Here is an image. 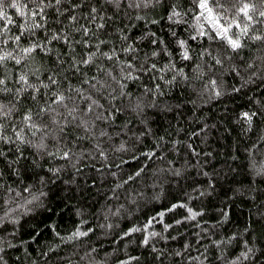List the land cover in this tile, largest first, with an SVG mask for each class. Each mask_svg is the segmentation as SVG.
I'll return each mask as SVG.
<instances>
[{"label": "snow or ice", "instance_id": "1", "mask_svg": "<svg viewBox=\"0 0 264 264\" xmlns=\"http://www.w3.org/2000/svg\"><path fill=\"white\" fill-rule=\"evenodd\" d=\"M164 4L165 0H0V178L5 176V168L18 177L21 175L20 167L17 166L22 167L21 161L26 159L25 146L34 149L36 155L50 158L59 156L66 164H72L74 170L85 153L107 163L109 157L102 147L104 141L99 138L108 137L111 140V136L105 128L97 131V121L109 126L114 123V113L123 111V108L115 107L112 102L117 97L131 96V92L126 91V82L139 81L145 74L149 80L155 79L153 73H156L157 69L161 80L164 79V73L172 72L166 81L167 84L174 83L177 77L183 82L206 80L200 88L201 103L205 104L211 100L239 94L242 89L256 83L254 77L259 80L260 86L264 87V0H190L187 10L177 7L176 3L165 7L167 21L177 25L188 23L185 16L191 12L189 19L192 23V39L208 42L207 46L199 44L200 50L194 53L188 40L176 37V33L169 29L171 35L176 37L175 44L180 50L181 60L195 61L192 63L191 76L183 67H177L171 59L159 68L157 63L152 62L150 57H158L165 52L169 57L172 55L168 43L157 36L156 32L149 29L143 35L130 37L121 27V17L132 18L128 16L127 10H134L137 20L158 23V20H150L142 15L141 10H154ZM9 9L17 14L15 19L9 14ZM12 25L16 26L15 31ZM145 36L150 38L155 47L141 60L135 41L143 40ZM117 43L120 47L116 46ZM257 44L255 50L259 55L246 58L245 50L252 49L253 45ZM121 53L125 54L126 58L122 59ZM134 59L136 63L133 62ZM226 76L232 78L231 83L226 80ZM143 87L145 93L152 92L155 95L161 86L156 84L154 90L149 89L146 84ZM251 103L255 104V107L250 104L247 110L237 114V121L241 123V131L245 135L257 124H264V97L254 98ZM105 104L108 105L107 108ZM128 106L139 113L142 112L144 104L137 97L135 103L129 101ZM258 131L256 140L245 151L249 153L248 167L252 175L264 178V157L261 163H257L254 151L257 145L264 147V126L258 128ZM113 134L119 135V132ZM49 140L53 141L51 145ZM80 140H93L94 148L73 151L69 145H75ZM171 143L172 149L178 152L177 144H186V141ZM187 147L193 156L201 155L191 144H187ZM128 150V145L123 140L114 147V151L128 153ZM143 155L141 165L134 172L127 174L126 180L117 177V172L123 170L115 165L117 171L110 172L118 181L113 185L114 188L123 187L126 181L136 183L137 178L145 171L144 165L150 161H159L160 164L166 163L167 167L155 166L151 171L156 177L153 181L154 188L157 181H162L160 192L153 196L154 200L160 199L165 191L164 183L179 188L180 182L187 178L186 167H193L188 162L179 168L173 167L159 141ZM129 158L137 159L136 155ZM120 160L124 163L123 157H120ZM35 163L33 161V166ZM61 171L62 168L58 167L49 169L53 176L47 179L40 176L39 183L42 187L47 185ZM200 174L209 177L207 172ZM3 188L5 185L0 180V189ZM29 188H32V185H28L25 190ZM13 191L11 185L5 189L6 194ZM210 191H215L212 184L193 188L191 194L185 193V196L177 198L176 202H170V207H165L163 211L156 213V216L149 217L142 225L133 224L123 235L130 236L139 232V243L159 253L160 250L151 243L158 235L150 228V225L156 222V217L163 220L166 212L182 208L186 214L175 219V225L182 226L185 221L202 222L206 208L202 204L193 205L191 202L206 196ZM15 195H20V192L16 190ZM46 195L44 192L31 195L25 200V205L42 207L41 196ZM140 195L141 193L136 192L128 196V199L135 202ZM12 199V196H7L6 202ZM16 207L24 205L17 203ZM33 208H25V211H32ZM12 211L13 209L9 208L8 212L0 217V226L13 225L11 231L6 232V236L14 233L19 224L18 216L9 215ZM107 211L111 212V209ZM77 215L81 213L78 211ZM219 215L221 220L227 219V212L223 209L219 211ZM261 222H264V212L259 213V219L253 221ZM80 223L84 224L85 221L81 219ZM172 226L163 223L165 229ZM195 226L199 227V224ZM108 227H111V224ZM204 231L209 236L212 234L207 227ZM243 231L249 233L250 230L245 226ZM55 235L59 237L60 233L56 232ZM85 235V231L76 228L66 237H61V242L72 241ZM196 235L199 237L200 233L197 232ZM236 236L237 233L232 234L233 238ZM162 238L169 239L167 236ZM210 242L219 250L217 259L223 264L264 262V251L255 243L250 244L248 240L243 241L244 249L239 255L231 259L225 255L224 239ZM227 243L231 244L232 238H227ZM11 247V241L5 236H0V264H8L5 252ZM52 247L59 245L54 244ZM190 247L185 241L180 251L168 253V256H180ZM128 259L139 260V257ZM188 259L199 260L200 264H210L207 257L189 256ZM68 264H71V261H68ZM119 264L126 262L119 261Z\"/></svg>", "mask_w": 264, "mask_h": 264}, {"label": "trees", "instance_id": "2", "mask_svg": "<svg viewBox=\"0 0 264 264\" xmlns=\"http://www.w3.org/2000/svg\"><path fill=\"white\" fill-rule=\"evenodd\" d=\"M172 3H176L182 10H187L190 0H165L162 7L141 10L142 15L150 20H158V23L137 20L134 10H127L128 16L132 18L121 17V27L130 37L143 35L149 29L156 32L157 36L168 43L172 55L169 57L165 52L158 57H150L152 62L157 63L159 68L171 59L177 67H183L191 76L192 63L195 61L181 60L175 38L188 40L194 53L200 50L199 44L207 46L208 42L192 39V23L189 19L191 12L185 16L188 21L186 24L177 25L167 21L164 9ZM9 14L14 19L17 16L11 9ZM11 27L15 31L16 26ZM170 28L176 33V37L171 35ZM135 43L141 60L155 47L148 36ZM116 46L120 47V44L117 43ZM257 47L258 44L253 45L252 49H246L245 57L258 56L259 53L255 50ZM120 55L122 59L126 58L125 54ZM133 62L137 61L134 59ZM153 75L156 78L152 80L145 74L139 81L126 82V91L131 92V96L117 97L112 102L115 107L123 108V111L114 113V123L109 126L97 121V131L105 128L111 136V140L108 137L99 138L104 141L102 147L109 157L107 163L85 153L74 170L72 164H66L59 156L50 158L36 155L34 149L25 146L26 159L21 161L22 167L17 166L20 167L21 175L18 177L8 169H3L5 176L0 180L5 188L0 189V217H3L9 208L13 209L9 213L10 216L19 217L16 231L11 235L5 234L11 231L13 225L0 226V236H5L13 245L5 252L8 264H68V261H71V264H90V261L91 264H119V261H125L126 264H154V261L156 264H200L199 260H189V256L207 257L210 264H223L217 259L219 250L210 242L216 239L225 240V255L229 259L238 256L244 249V240H248L250 244L255 243L264 251V222L253 223L259 219V213L264 212V178L252 175L248 167L249 153L245 151L256 140L259 135L258 128L264 124H257L245 135L241 131V123L237 121L240 111L247 110L250 104L255 107V104L251 103L254 98L264 97V87H261L259 80L254 77L256 83L242 89L239 94L211 100L205 104L201 103L200 88L206 80L183 82L177 77L174 83L167 84L166 81L172 72L164 73L163 80L159 79L158 69ZM225 78L231 83L230 76ZM145 84L153 90L156 84H160V91L155 95L152 92L145 93ZM137 97L144 104L142 112L139 113L128 106L129 101L134 104ZM101 102L104 103V100ZM105 107L108 105L105 104ZM114 132H119V135H114ZM121 140L128 145V153L114 151L115 145ZM157 141L165 149L167 160L172 161L173 167L184 166L185 162L193 165L191 168L186 167L187 178L180 182V187H170L169 183H164V193L160 199L154 200L153 196L160 192L162 181H157L156 187H153L156 177L151 169L155 166L167 167V164L150 161L144 165L145 171L137 178L136 183L126 181L123 187L114 188L113 185L118 181L110 172L117 171L115 165L123 170L117 172V177L126 180V175L134 172L143 162V153L153 148ZM172 141H186V144L178 143L177 152L172 149ZM48 142L50 145L53 143L51 140ZM187 144L195 147L201 155L193 156ZM69 147L73 151H81L94 148V143L93 140H80ZM254 151L257 163H261L264 147L257 145ZM208 153L212 155L208 156ZM131 155H136L137 159H130ZM120 157H123L124 163H121ZM33 161L36 162L35 166ZM108 165L113 167L109 168ZM201 165L203 167H200ZM53 167L62 168V171L42 187L39 183L40 176L46 179L52 177L49 169ZM201 172H207L210 179L201 175ZM207 184H212L215 191H210L206 196L191 202L193 205L202 204L206 208L202 222L185 221L182 226L175 225L173 221L186 214L184 209L178 208L166 212L163 220L156 217V222L150 225L151 230L158 233L151 243L160 250L159 253L139 243V232L130 236L123 235L133 224L142 225L149 217L156 216V213L163 211L165 207H170V202L174 203L177 198L184 197L185 193L191 194L193 188ZM9 185L14 191L6 194L5 189ZM28 185H32V188L25 190ZM16 190L20 195H15ZM39 192L47 194L41 196L42 207L25 205V200ZM136 192L141 195L132 202L128 196ZM7 196H12L13 199L6 202ZM17 203L24 207H16ZM25 208L33 210L26 212ZM107 209H111V212ZM221 209L227 212L226 220L220 219ZM78 211L81 215H77ZM81 219L85 221L84 224L80 223ZM163 223L173 226L165 229ZM109 224L111 227H108ZM196 224H199V227H196ZM245 226L249 228V233L243 231ZM206 227L212 233L210 236L204 231ZM76 228L85 231L87 235L62 243L61 237H66ZM56 232L60 233L59 237L55 235ZM197 232L200 233L199 237ZM233 233H237L234 238ZM162 236L169 239L165 240ZM227 238H232L231 244L227 243ZM185 241L191 245L190 248L185 249L180 256H168V253L180 251ZM54 244L59 247L53 248ZM257 255L259 256V253ZM128 257H139V260H129ZM243 264L249 262L245 261Z\"/></svg>", "mask_w": 264, "mask_h": 264}]
</instances>
